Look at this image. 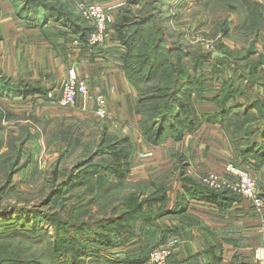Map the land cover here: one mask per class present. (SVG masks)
<instances>
[{"label": "rangeland", "instance_id": "374dc122", "mask_svg": "<svg viewBox=\"0 0 264 264\" xmlns=\"http://www.w3.org/2000/svg\"><path fill=\"white\" fill-rule=\"evenodd\" d=\"M47 1L58 5L59 8L76 19L83 28L88 27V24L77 12L80 3L91 2L102 6L107 14L112 17L113 24L121 16L131 20V14L137 15L139 10L143 8L142 4L139 3L142 0ZM256 1L264 4L263 0ZM241 3V0H165L164 8H160L161 10L158 5H154L144 11L145 5H147L145 4L143 13L140 15L146 12L153 14L154 19L152 21L154 23L155 20L157 25L162 28L160 30L164 34L165 46L169 51L179 50L182 52L183 50L184 53L196 57L218 52L217 49H221L235 58L246 53L256 41L254 36L257 34L254 31L246 33L245 22L242 19L244 14L241 13V6L244 4ZM22 6L23 2L14 3L11 0H0V22L8 19L7 22L3 23V26L0 25V92L2 93L0 95V217L4 215H16L17 217V213L40 216L36 222L29 216L16 229L20 232L34 228L39 229L38 236L44 238L47 234L48 238H45L42 242L40 240L34 241L29 237L14 235L13 229L0 224V259L3 258V260H0V264H3L4 260L7 261V259L17 260L19 264H25L26 262L51 264L49 248L52 246L56 231L54 226L44 218L54 215L63 223H71L72 221H88L90 217L100 219L107 215L116 216L131 194L137 193L141 189L149 192L151 189L148 188V185H150L148 182L158 183L164 176V183H166L169 173L163 174L160 178L154 180H142L144 183L142 185L137 184L138 181L131 182L130 154V173L127 179L105 192L100 191L101 194H98L99 196L93 200L92 197H96V195H84L86 180L83 181V184L78 181L65 189L60 188L63 180L69 175L74 174L76 176L87 166L77 170L78 165L87 163L91 159L90 165L95 167L96 172H102L103 167L109 164V159L108 157L104 159H102L103 157H96V153L108 145L110 140L113 139L111 137L131 136V130L123 131L122 126H120L122 123L115 122L116 126L107 117L99 119L90 111L78 113L75 110L76 105L73 108L58 106L60 83L63 81L62 78L73 51H78L79 55L88 54L97 46L88 48L82 45L79 40H72L70 32L55 23L50 22L45 25L48 28H45L44 31L45 26H40L38 22L21 20L17 11ZM113 24L109 28V30H112L113 37H111L112 33L107 32L108 37L102 43L103 45H110L114 42ZM18 29L20 30L18 31ZM48 47H51L55 59L52 67L47 64L49 54L46 48ZM39 48L42 49L38 53ZM36 58L43 60L40 65H37ZM252 58L257 60L259 56L255 54ZM169 60V64L173 69L180 70L179 66L181 64L177 63L175 57ZM208 64L213 63L211 61ZM216 64L219 73L215 76L211 74V66L202 67L203 69L194 72L190 61H184L181 65L191 75L195 74L202 77L204 80L203 87L207 91L204 97H211L212 94L220 90L221 82H227L228 78L242 71L240 69L242 65L237 67V65L231 64L229 67L224 62H217ZM79 73L82 74L79 76L86 80L88 95L98 94L94 92L93 84L89 86L87 73L85 74L83 70ZM233 86L235 85L233 84ZM27 87L40 90V93L26 98L13 97L14 89L22 92ZM242 88V95L238 96L237 99H240L239 102L253 100L258 95L264 99V93H262L264 90L261 87L255 88L247 83L242 84ZM216 107L206 102L195 105L198 110L214 111ZM200 125L202 124H198L193 132ZM220 129L223 136L231 143L235 153L237 148L229 138L233 135L232 130L229 129L228 132H224L223 127H220ZM138 132L139 139L143 142L140 131L138 130ZM193 132L186 134L184 137ZM209 132L212 131L208 129L206 132L195 134V137L206 138L208 135H213ZM104 137L106 139H103ZM208 141L212 142L213 140ZM102 142L105 144L101 145ZM168 142L173 145L180 143V141ZM210 146L213 145L210 143L206 145L205 152L211 149ZM214 149L217 154L214 157L218 158L217 156L223 155L225 148L220 146L214 147ZM103 153V155H106L107 151H103ZM173 155H176L178 160L176 159L173 168H170L171 173L178 171L186 173L188 164L185 155L179 151H174ZM237 158L240 165L250 174L257 192L261 195L256 181V169L253 168V165L245 166L244 163H241L239 155H237ZM224 164L225 170L227 164L226 162ZM217 165L222 166L220 163ZM193 171V174H188L186 177L192 183L200 185H202L201 178L208 173H216L221 177L234 180L226 171L222 173L217 170L201 171L193 169ZM14 172L16 173L12 176L10 184H6V178ZM96 176L92 175L90 178L94 180ZM110 180L113 182L112 178ZM231 193L236 195L234 192ZM47 199H49L48 203L46 202ZM152 222L157 224L155 220ZM159 243L153 240L150 241V244L148 243L147 249L150 251L146 252V258L154 248L162 245ZM119 244H121V241L116 245ZM117 247L119 248V246ZM220 248L222 249L221 245ZM256 249H250L246 254L241 253L242 255L235 253L231 258L225 260V262L221 261L219 264H253L252 260L254 261ZM121 251H118V249L111 252L104 251L102 257L114 258L115 260L112 259L110 262L115 263L116 260H120L119 257H116L118 256L117 253ZM103 260L105 261V259ZM92 263L101 262L97 260Z\"/></svg>", "mask_w": 264, "mask_h": 264}, {"label": "trees", "instance_id": "16d2710c", "mask_svg": "<svg viewBox=\"0 0 264 264\" xmlns=\"http://www.w3.org/2000/svg\"><path fill=\"white\" fill-rule=\"evenodd\" d=\"M11 1L14 3L23 2V6L17 11L21 20L38 22L40 26H45L50 22L55 23L68 30L71 39L79 40L81 44L86 41L91 31L88 27L83 28L76 19L59 8L58 5L47 0ZM241 2L244 4L241 6V13L244 14L242 19L245 22L246 33L264 32V4L256 0H241ZM139 3L143 8L147 4L144 10L146 11L154 5H158L159 9L164 8L165 0H142ZM143 8L139 10V14H131V20L121 16L112 26L116 40L125 50L121 57V69L129 84L137 92L140 116L138 125L143 142L151 147H158L168 141L179 142L186 134L193 132L198 124L206 122L210 125L223 127L224 132L232 130L233 135L229 138L237 148L235 151L245 166H252L248 159L260 161L264 157V99L258 95L253 100H245V102L237 100L238 96L242 95V84L249 83L252 87H261L264 90V55H259L257 60H253L252 57L256 54L255 43L244 55L235 58L221 49L217 50L226 58L212 57L214 52L195 57L192 54L184 53L183 50L182 52L179 50L169 51L165 46L164 34L160 30L162 28L157 25L155 20L154 23L152 21L153 14L146 12L140 15L143 13ZM172 57H175L177 63L181 65L184 61H190L194 72L205 66H211V74L218 75L217 62H224L229 67L231 64L237 65V67L242 65L240 66L242 71L228 78L227 82H221L220 90L212 94L211 97H204L207 91L203 87L202 77L191 75L181 65L179 66L180 70L173 69L169 64V59ZM211 61L213 64H208ZM13 93V97L26 98L40 93V90L27 87L22 92L14 89ZM204 102L217 106L216 110L195 108L196 104L201 105ZM111 138H113L112 141L110 140L106 147L96 153V157H103L102 159L108 157L109 159V164L103 167L102 172H96L95 167L90 165L91 159L87 163L78 165L77 170L87 166L76 176L69 175L63 180L60 188L65 189L78 181L83 184V181L86 180L84 195H96V197H92L93 200L101 194L100 191L105 192L112 186L125 181L130 173L131 140L128 136ZM104 144L102 142L101 145ZM103 151H107V154L103 155ZM15 173L6 178V184H10ZM92 175H97L94 180L90 178ZM180 175L181 191L176 194L171 208L166 211L168 190L164 181L159 180L158 183L148 182L150 184L148 188L151 189L149 192L141 189L137 193L131 194L116 216L107 215L100 219L90 217L88 221H72L71 223H63L54 215L44 218L54 226L56 231L52 246L49 248L50 263L111 264L112 258H104L102 253L113 251L117 246H124L135 234L132 232V228H134L136 220L141 218L155 226L156 222H152L153 220L157 221L164 215L179 214L181 219L187 218L183 220H187L189 225H199V222L194 218L183 215L184 209L190 201L215 204L220 209L242 198L228 191L215 192L203 185L192 183L182 171H180ZM136 183L144 184L143 181ZM46 202L48 203L49 199ZM46 202L45 204H47ZM17 215V217L16 215L0 217V224L13 229L14 235L29 237L34 241L42 242L48 238L47 234L44 238L38 236L39 229L34 228L24 232L16 229L29 216L34 222L40 216L29 213H17ZM119 241L121 244L116 245ZM218 244L217 241H210L203 252L207 257L206 264H219L222 261L221 248ZM147 248L133 264H144L147 259L146 252L150 251ZM97 260H100L101 263H92ZM3 264L19 263L17 260L7 259ZM25 264L35 263L26 262Z\"/></svg>", "mask_w": 264, "mask_h": 264}, {"label": "crops", "instance_id": "0c3cea01", "mask_svg": "<svg viewBox=\"0 0 264 264\" xmlns=\"http://www.w3.org/2000/svg\"><path fill=\"white\" fill-rule=\"evenodd\" d=\"M7 21L8 19L0 22V25L3 26V23ZM45 28H48V26L44 27V31ZM108 33L111 34L112 30H109ZM111 37H113V33ZM254 37L256 39L254 42L256 56L264 55V32H258ZM113 41L110 45L102 44L95 47L92 51H89L88 54L91 55L86 53L79 55V52L74 50L63 78L67 69L71 67L76 68V70L79 69L77 71L79 75H82L79 73L81 70L85 74L87 73L89 86L93 84L94 92L106 100V117L112 123H122L120 126H122L123 131L131 130V136L128 135L132 144L131 182L154 180L160 178L163 174L169 173L165 183L168 190L166 211L171 208L176 194L182 188L180 171L171 173L170 169L173 168V165L178 160L176 155H173L174 151H179L186 157L188 167L186 173H184L185 177L188 174H193V169L201 171L217 170L222 173L225 171V162L235 168H243L238 162L236 151L234 153L231 143L223 136L220 127H217V125L203 122L195 132L187 135L180 143L174 145L166 142L158 147H151L140 141L137 92L129 84L121 69V57L124 49L115 37ZM42 48H39L37 52L39 53ZM46 49L49 54L47 56V64L52 67L55 59L52 55L51 47ZM35 60L37 65H40L41 61H43L40 58ZM260 74L263 76L262 73ZM94 95L97 94H90L88 98L78 99L75 110L78 113L90 111L94 115ZM116 123L115 125L117 126ZM208 129L212 131L209 133L213 135H208L206 138L195 137V134L206 132ZM208 140L213 141L209 142ZM209 143L213 146H210L211 149L205 152L206 145ZM220 146L225 148L223 155L215 158L214 156L217 154L214 147ZM248 161L256 169V181L261 191V197L264 199V157L260 161H253L252 159H248ZM218 163L222 164L223 167L221 165L218 166ZM162 180L165 182V176ZM183 215L194 218L199 222V225H189L187 220H183L187 218L181 219L179 214L164 215L157 220L155 226L148 224L141 218L136 220L132 230L135 234L131 236L124 246L114 249H118V251L122 249L124 251L117 253L118 256L116 258L119 257L120 263L117 261L111 264L136 263L142 253L146 251L151 240L158 241L160 242L159 244L168 246L171 249L172 254L168 264H206L207 257H205L203 252L212 240L217 241L222 247V262L231 258L235 253L242 255L241 253L246 254L250 249L264 248V209L261 211L256 210L250 200L239 198L238 201L220 209L215 204L190 201L184 209ZM252 263L257 264L253 260Z\"/></svg>", "mask_w": 264, "mask_h": 264}, {"label": "built area", "instance_id": "2783aa9c", "mask_svg": "<svg viewBox=\"0 0 264 264\" xmlns=\"http://www.w3.org/2000/svg\"><path fill=\"white\" fill-rule=\"evenodd\" d=\"M77 12L88 24V27L91 28L86 41L82 45L91 48L105 42L107 32L113 24V19L103 7L95 3L83 2L78 5ZM59 94L57 103L62 108H73L78 99L88 98L86 80L79 76L76 68H68L61 83ZM93 100L95 104L94 116L99 119L106 118V100L99 94L94 95ZM225 171L234 180L221 177L216 173H208L201 178V184L215 192H234L236 195L250 200L256 210H263L264 199L257 192L250 174L245 169L235 168L230 164L225 167ZM171 254V249L168 246H157L148 254L144 264H167ZM254 261L257 264H264V248H257L255 250Z\"/></svg>", "mask_w": 264, "mask_h": 264}, {"label": "water", "instance_id": "95a60500", "mask_svg": "<svg viewBox=\"0 0 264 264\" xmlns=\"http://www.w3.org/2000/svg\"><path fill=\"white\" fill-rule=\"evenodd\" d=\"M212 56H213V57H218V58H226V56H224V55H222V54H220V53H218V52H214V53L212 54Z\"/></svg>", "mask_w": 264, "mask_h": 264}]
</instances>
